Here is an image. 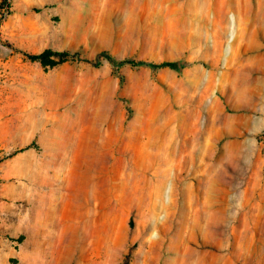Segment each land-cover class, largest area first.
<instances>
[{"label":"rangeland","instance_id":"obj_1","mask_svg":"<svg viewBox=\"0 0 264 264\" xmlns=\"http://www.w3.org/2000/svg\"><path fill=\"white\" fill-rule=\"evenodd\" d=\"M209 1L0 0V264H264V0Z\"/></svg>","mask_w":264,"mask_h":264},{"label":"crops","instance_id":"obj_2","mask_svg":"<svg viewBox=\"0 0 264 264\" xmlns=\"http://www.w3.org/2000/svg\"><path fill=\"white\" fill-rule=\"evenodd\" d=\"M18 233L24 235L25 239L21 245L12 247L11 256L17 260L16 264H52L49 231H46L44 227L39 230L21 228ZM2 245L5 246L6 243ZM7 253L5 247L0 249V256L7 257ZM4 257L3 260L0 259V262H7ZM63 264H67V259Z\"/></svg>","mask_w":264,"mask_h":264},{"label":"trees","instance_id":"obj_3","mask_svg":"<svg viewBox=\"0 0 264 264\" xmlns=\"http://www.w3.org/2000/svg\"><path fill=\"white\" fill-rule=\"evenodd\" d=\"M5 4H7V8L9 10L10 6L8 5L11 0H3ZM73 54H71L68 51H54V50H45L44 52L40 54H34V55H27V57L32 60V61H39L42 62L43 64H48L50 62H53L55 59H62L69 57ZM102 58H104L110 65L114 68L117 69L121 66H129L132 68H139V67H144L146 66V63L143 61H138L135 59H124V60H117L113 56L103 53L101 55ZM88 63L95 64L94 61H87ZM174 65L169 62L162 63L158 65V67H168L172 68ZM29 147L20 150L19 152H22L24 150H27ZM127 264V263H125Z\"/></svg>","mask_w":264,"mask_h":264},{"label":"bare ground","instance_id":"obj_4","mask_svg":"<svg viewBox=\"0 0 264 264\" xmlns=\"http://www.w3.org/2000/svg\"><path fill=\"white\" fill-rule=\"evenodd\" d=\"M227 1L228 0H223V2H227ZM231 1L232 0H229V2H231ZM219 3H222V1H220V0H210L209 1V13L213 14V16H214L213 17L214 22H213V25H212L213 26V31L215 32L214 36L219 33V30H222V26H223V21L221 20L222 19L221 18V10H222L223 7L221 5H219ZM198 125H200V122H198ZM84 187L87 188V189L91 188L92 187L91 186V181L88 180V182L85 183ZM28 201H29V203H33V201H31V200H28ZM34 203H35V201H34ZM52 212H54V210H52L51 212H47L48 214L50 213L48 215L49 218H47L48 222H49V225L55 222L54 218L50 217L52 215ZM215 229L218 230L217 228H215ZM214 234L216 235L217 233L214 232ZM88 237L89 236L84 233L83 242H85Z\"/></svg>","mask_w":264,"mask_h":264}]
</instances>
